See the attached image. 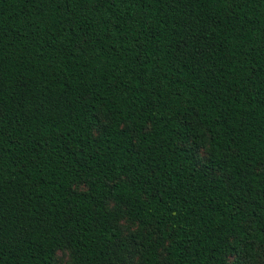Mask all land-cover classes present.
<instances>
[{"label":"trees","instance_id":"16d2710c","mask_svg":"<svg viewBox=\"0 0 264 264\" xmlns=\"http://www.w3.org/2000/svg\"><path fill=\"white\" fill-rule=\"evenodd\" d=\"M243 243L264 248V0H0V264Z\"/></svg>","mask_w":264,"mask_h":264},{"label":"rangeland","instance_id":"374dc122","mask_svg":"<svg viewBox=\"0 0 264 264\" xmlns=\"http://www.w3.org/2000/svg\"><path fill=\"white\" fill-rule=\"evenodd\" d=\"M196 152L201 163H206L209 157V143L205 141L203 146L200 149H198ZM79 189L84 190L85 187L81 186ZM122 224H123L124 235L127 238H129L131 232L137 230V227H135L131 223L123 222ZM245 245L246 244L243 243L241 249L238 252L228 257L229 263L230 264H264V248L256 244L253 252V257L252 259H249L247 250H245L246 248ZM133 249H135L134 245L131 246V251H133ZM138 262H139L138 255H136L135 257H131L128 254L126 261L122 264H138ZM54 264H75L72 251L66 248L58 250L55 254Z\"/></svg>","mask_w":264,"mask_h":264}]
</instances>
